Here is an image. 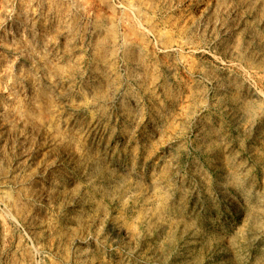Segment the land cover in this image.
Returning a JSON list of instances; mask_svg holds the SVG:
<instances>
[{"label":"rangeland","instance_id":"374dc122","mask_svg":"<svg viewBox=\"0 0 264 264\" xmlns=\"http://www.w3.org/2000/svg\"><path fill=\"white\" fill-rule=\"evenodd\" d=\"M0 264H264V0H0Z\"/></svg>","mask_w":264,"mask_h":264}]
</instances>
